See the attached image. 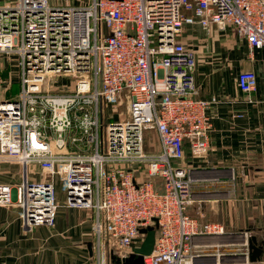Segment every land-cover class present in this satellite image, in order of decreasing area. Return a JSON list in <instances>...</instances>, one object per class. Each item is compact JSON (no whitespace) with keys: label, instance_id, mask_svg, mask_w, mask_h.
I'll return each mask as SVG.
<instances>
[{"label":"built area","instance_id":"2783aa9c","mask_svg":"<svg viewBox=\"0 0 264 264\" xmlns=\"http://www.w3.org/2000/svg\"><path fill=\"white\" fill-rule=\"evenodd\" d=\"M83 1L0 3V54L17 59L21 82L15 98L0 100V166L22 167L20 184L0 183V207H17L26 231L52 227L59 180L66 208L93 212L99 256L123 264L142 230L158 225L144 264H264L251 260L248 232L188 215L194 181L181 164L186 145L208 155L218 101L197 96L184 28L233 25L251 50L264 48V0ZM56 76L73 88L52 91ZM238 83L250 95L258 76L242 71ZM147 130L158 135L156 153L145 148Z\"/></svg>","mask_w":264,"mask_h":264},{"label":"crops","instance_id":"0c3cea01","mask_svg":"<svg viewBox=\"0 0 264 264\" xmlns=\"http://www.w3.org/2000/svg\"><path fill=\"white\" fill-rule=\"evenodd\" d=\"M75 1L61 5L84 2ZM183 39L196 51L197 96L218 100L209 109L213 126L208 155L195 158L189 145L185 146L181 164L190 168L194 181V202L187 213L201 224H221L229 234L248 232L250 243L256 240L263 250L260 261H264V48L251 50L233 25L210 31L188 26ZM0 56V100L13 99L21 82L7 78V73H14L5 56ZM246 70L258 76L257 88L250 95L238 83L239 73ZM21 175L17 163L0 166L2 184L16 186ZM64 200L57 197L52 227L32 231L24 229L17 207H0V264H122L114 255L99 256L96 251L93 212L66 208ZM195 242L202 246V237ZM203 260L215 263L217 259Z\"/></svg>","mask_w":264,"mask_h":264},{"label":"rangeland","instance_id":"374dc122","mask_svg":"<svg viewBox=\"0 0 264 264\" xmlns=\"http://www.w3.org/2000/svg\"><path fill=\"white\" fill-rule=\"evenodd\" d=\"M2 2H5V0H1ZM60 1V2H59ZM66 0H50V4L52 5H61V2H65ZM69 1V0H67ZM78 0H76L75 2H77ZM86 1V0H85ZM70 2L74 3L73 0H70ZM185 29V28H184ZM0 58H2V56H0ZM5 58L7 60H9L10 64H11V72L12 73H7L9 74V76H7V78L10 77V79H12V82H18L19 81V75H18V67H17V59L13 56H5ZM50 84V88L52 91H61L64 88L62 86L67 87L66 89L69 90L71 88H73L74 86V81L72 78L70 77H54L53 79L48 81ZM14 90L18 91L19 90V85L15 84L14 85ZM125 111V109H123ZM125 113V112H124ZM144 141H145V148L148 152L150 153H156L160 150V146H159V139H158V135L156 133V131H152V130H147L144 134ZM158 187L160 186V180H157ZM56 194L57 197H59V199H62L64 197L62 189H61V182L58 180L56 183Z\"/></svg>","mask_w":264,"mask_h":264},{"label":"water","instance_id":"95a60500","mask_svg":"<svg viewBox=\"0 0 264 264\" xmlns=\"http://www.w3.org/2000/svg\"><path fill=\"white\" fill-rule=\"evenodd\" d=\"M103 73V64L102 60L100 62V74L102 76ZM158 225L155 227H149L148 229H143L142 233L146 234V238L140 248L135 249L134 254L131 255L124 264H130L131 262H135V264H144L143 258L144 256H148L153 252L154 244H155V237H156V229ZM252 262L260 261L263 250L257 246L256 240L252 239L251 246Z\"/></svg>","mask_w":264,"mask_h":264},{"label":"flooded vegetation","instance_id":"af4514ba","mask_svg":"<svg viewBox=\"0 0 264 264\" xmlns=\"http://www.w3.org/2000/svg\"><path fill=\"white\" fill-rule=\"evenodd\" d=\"M133 264H135V262Z\"/></svg>","mask_w":264,"mask_h":264}]
</instances>
